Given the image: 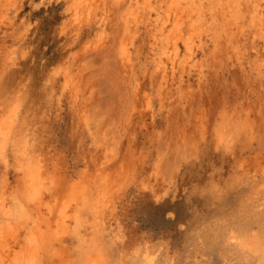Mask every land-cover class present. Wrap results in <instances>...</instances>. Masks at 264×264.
<instances>
[{"label":"rangeland","instance_id":"374dc122","mask_svg":"<svg viewBox=\"0 0 264 264\" xmlns=\"http://www.w3.org/2000/svg\"><path fill=\"white\" fill-rule=\"evenodd\" d=\"M71 2L19 0L0 21V126L10 125L6 121L13 115L14 124L25 121L29 131L23 127L20 140H28L26 153L33 149V160L43 159L58 183L89 182L91 200L99 190L111 189L112 209L102 223L90 207H82L68 232L61 229L50 239L67 240L69 264H80L97 250L107 264H128L138 245L133 244L141 240L160 264H238L210 238L222 221L247 217L244 211L260 188L252 183L251 168L257 159L264 161V75L255 70L257 52L264 61L263 40L250 38L247 29L248 39L239 44L246 56L239 60L226 40L215 46L218 39L205 37L204 50L195 48L192 67L184 70L181 88L172 81L180 79V68L161 90L151 27L142 24L136 38L125 41V2L110 0L103 21L84 26L74 21ZM124 42L131 57L127 64L120 55ZM222 124L239 135L224 152L215 136ZM7 155V166L0 160V192L20 182L19 165L25 163L12 151ZM259 180L263 185L264 177ZM47 196L50 203L56 200V216L64 203L71 205L68 190L56 199ZM40 209L31 210L32 217L39 215L44 228L52 227L46 207ZM56 223H51L55 230ZM22 225L14 228L23 232L20 240L26 235Z\"/></svg>","mask_w":264,"mask_h":264},{"label":"bare ground","instance_id":"6f19581e","mask_svg":"<svg viewBox=\"0 0 264 264\" xmlns=\"http://www.w3.org/2000/svg\"><path fill=\"white\" fill-rule=\"evenodd\" d=\"M18 1L19 0H0V21L5 20L7 16H9L10 11L16 6ZM71 1L74 3L73 9H75H71V11L74 12V21L78 26H84V22L92 23V21H96L98 18L100 21H103L105 13L103 11H106L105 8H108L110 0ZM111 1L115 5H122L125 2V8L127 6V9H125L126 14L122 16L125 41L131 40L132 42V39L136 38L142 24H146V28L147 26L151 27L149 30L153 41L151 50L155 52L154 56L156 58L153 59L155 68L157 72L162 75L161 80H159L161 81V90L164 89V87L170 86L171 80L168 79V75L175 76L176 70L181 68V71H184L187 66H190V68L192 67V62H194L195 58V48L197 49V47H200L204 50L203 45L205 37H211L210 40L218 39V41H213L215 42V46L218 45L217 43H219L220 38L226 40L227 44H229L232 49L234 48L236 53L240 55L241 58H239V60L244 59L246 56L244 54L246 50H241L239 44L242 40L246 41L248 39L245 34L247 29H252L250 38L251 36L253 39L261 38L264 42V0ZM78 26H76L77 29ZM238 37H240V39H238ZM180 42L183 43L184 50L180 49ZM98 43L100 45L101 42L99 41ZM88 45L86 47H88ZM120 48L122 60H124L125 63H130L131 57L129 55L130 51H128L127 43H122ZM253 49L256 50V52L258 51L255 43ZM262 57L258 56L257 52L256 58L258 61L255 64V70L258 71V75H264V61L261 60ZM169 71L171 74H169ZM186 71L188 72V70ZM184 73L186 72H180L181 75L178 81L172 78V81H176L175 83L180 85L179 88L182 86L183 80H181V78ZM69 76L71 77L72 75ZM66 77H68V75ZM172 85L174 84H171V86ZM163 94H165V92ZM146 103L148 107H151L152 104L148 98ZM0 112L3 111L1 110ZM13 116L11 119L10 117L7 119L2 116L7 119L6 122L11 123L10 125L0 126V160L5 164L4 166H7V152L12 151L16 157H14V159L18 161L20 158L21 161L23 160L25 163L22 166L19 165L20 168L18 173L20 172L22 175L20 182L12 188L4 186L3 191L0 192V264H41V262L44 264H69L67 248L65 246L67 240L63 239V237H59L60 240H51L50 235H54V237L57 238L60 236L59 234H61V229L63 233L68 232L73 222L77 221L80 214L83 212L82 207H84V209L90 207L89 210L92 211L96 219L100 220V223H102L103 216L108 210L112 209V197L109 192L111 189L105 187L99 190L98 197L91 200L89 199L91 197L89 186H87L89 182L85 181V183L84 181H79L73 184L72 181H69L70 179L66 180V178V181L63 179L64 182L60 179L62 184L58 183L57 178L54 179V177L51 176L52 173L49 172L43 159L37 156L38 159L33 160L35 157V152H32L33 155L31 153L33 149L30 148L31 154L26 153L24 146L26 145V148L30 147L27 144L28 140L26 141L24 139L26 141L24 144L25 141L23 142L22 139L20 140V137L23 136L21 134L23 127L25 129V127L28 126H24L25 124L21 123L23 121L21 119H19L21 121L14 124L13 121L15 120H13ZM2 120H0V123ZM84 122L86 123L85 120ZM26 129L28 130V128ZM231 131L232 133H229ZM215 133L216 139L219 142L216 145L217 149L222 151L232 148V146H230L231 142L239 137L236 129H229L227 126L224 127L223 124ZM22 143L24 145L20 148ZM20 153H23L21 157L19 155ZM29 155H31V157ZM259 161L260 159H257V164L251 168L254 172L251 179L252 183L260 188H257L253 197L250 198L251 201L248 205L252 204L251 208L244 211V215H247V217L242 220L240 219L241 217H239L238 221L235 219L236 217L231 218L228 222L222 221L221 224H218L219 226H216L217 232L215 236L210 238V240L217 242L219 249L223 248L224 252H228L229 260L232 258L233 260L238 259V264H264V184L261 185L259 180V176H262V178L264 177V161ZM143 163L140 162L139 166ZM104 174L107 175L108 173H103L101 177H105ZM98 175L100 174L98 173ZM98 175L96 176L99 177ZM111 176L112 175H110V177ZM154 177L157 179L156 176ZM93 178L96 181L95 177H92V179ZM112 180L113 177L111 181ZM147 188L149 187L147 186ZM65 190L69 192V201L71 205L68 207L66 203H64L65 207L61 210V203L58 202L60 203L58 206L60 205L59 208L61 212L59 213L58 210L57 212L59 214L57 213L56 216L55 207L52 206L56 200L50 203L48 201L49 199H47V195L55 198V196L63 194ZM61 199L62 196L60 200ZM53 205L56 206L57 204ZM41 207H46L45 212H48L47 215H50L51 219L54 220L53 222L51 219L48 220V223L53 225L52 227L49 226L48 228V225H46V228H44L42 225V218L37 215ZM31 210L37 212V217H32ZM239 214L240 213H238V215ZM45 218L48 219L49 217ZM55 221L57 222V228L55 227L56 230L53 228L54 224H51ZM21 223H25L24 229L26 230L25 238L22 240L20 239L23 237L21 235H24L23 232L20 235L18 234L19 230H15L17 228L19 229V226L22 225ZM22 226L21 228H23ZM51 228L55 231L49 230ZM119 239L121 242L122 238L119 237ZM141 241L140 244L139 242L133 244V247L134 245L136 246V244L138 245L132 250L128 264H160L158 257L155 256L153 252V248L147 243H144L145 241H143V245H141ZM230 256H232V258ZM172 259L174 260L175 258L172 257ZM80 264H107V262L104 256L97 250L95 253L90 252L85 255Z\"/></svg>","mask_w":264,"mask_h":264},{"label":"clouds","instance_id":"9594fccd","mask_svg":"<svg viewBox=\"0 0 264 264\" xmlns=\"http://www.w3.org/2000/svg\"><path fill=\"white\" fill-rule=\"evenodd\" d=\"M70 264H71V262H70Z\"/></svg>","mask_w":264,"mask_h":264}]
</instances>
